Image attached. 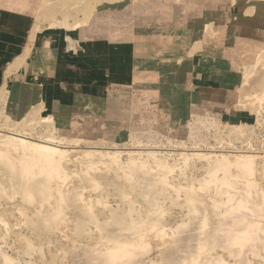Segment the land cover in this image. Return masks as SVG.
<instances>
[{"label": "rangeland", "instance_id": "374dc122", "mask_svg": "<svg viewBox=\"0 0 264 264\" xmlns=\"http://www.w3.org/2000/svg\"><path fill=\"white\" fill-rule=\"evenodd\" d=\"M0 264H264V0H0Z\"/></svg>", "mask_w": 264, "mask_h": 264}, {"label": "crops", "instance_id": "0c3cea01", "mask_svg": "<svg viewBox=\"0 0 264 264\" xmlns=\"http://www.w3.org/2000/svg\"><path fill=\"white\" fill-rule=\"evenodd\" d=\"M215 7H216V5H214ZM187 29H189V28H187ZM224 34V33H223ZM218 35H221V33H218ZM200 54V53H199ZM197 56V55H196ZM205 57L202 55V58L201 59H199V60H202V62H206V61H208L209 62V60H206V58L204 59ZM214 61H215V59H213ZM213 60H211V62L213 61ZM209 64H210V62H209ZM158 73V72H157ZM156 73V74H157ZM156 74H155V76H156ZM163 85V84H162ZM166 86H167V88L169 89V91H170V97H171V95H175L176 96V98H177V96H181V93H183V87H177L176 85H174V84H166ZM158 89H159V87H158Z\"/></svg>", "mask_w": 264, "mask_h": 264}, {"label": "bare ground", "instance_id": "6f19581e", "mask_svg": "<svg viewBox=\"0 0 264 264\" xmlns=\"http://www.w3.org/2000/svg\"><path fill=\"white\" fill-rule=\"evenodd\" d=\"M37 148L41 149V150H44L45 152H48L49 150H54L52 147H47V146H44V145H36ZM220 262V261H219Z\"/></svg>", "mask_w": 264, "mask_h": 264}]
</instances>
